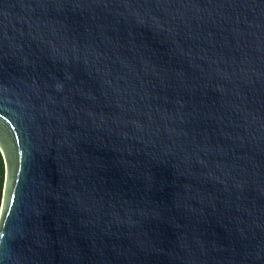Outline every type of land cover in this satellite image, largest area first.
<instances>
[{"label": "water", "instance_id": "water-1", "mask_svg": "<svg viewBox=\"0 0 264 264\" xmlns=\"http://www.w3.org/2000/svg\"><path fill=\"white\" fill-rule=\"evenodd\" d=\"M0 264H264V0H0Z\"/></svg>", "mask_w": 264, "mask_h": 264}, {"label": "trees", "instance_id": "trees-1", "mask_svg": "<svg viewBox=\"0 0 264 264\" xmlns=\"http://www.w3.org/2000/svg\"><path fill=\"white\" fill-rule=\"evenodd\" d=\"M4 174H5L4 162H3V158L0 153V206H1V200H2Z\"/></svg>", "mask_w": 264, "mask_h": 264}]
</instances>
